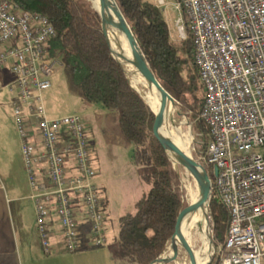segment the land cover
<instances>
[{
    "label": "built area",
    "instance_id": "built-area-1",
    "mask_svg": "<svg viewBox=\"0 0 264 264\" xmlns=\"http://www.w3.org/2000/svg\"><path fill=\"white\" fill-rule=\"evenodd\" d=\"M172 7L182 14L179 39L188 24L204 90L199 119L208 132L198 161L217 169L211 190L229 214L224 248L215 253L219 264H264V0H176ZM55 35L44 15L0 0V69L12 75L13 123L47 255L107 242L92 134L79 114L47 117L43 94L62 64L47 49Z\"/></svg>",
    "mask_w": 264,
    "mask_h": 264
},
{
    "label": "trees",
    "instance_id": "trees-1",
    "mask_svg": "<svg viewBox=\"0 0 264 264\" xmlns=\"http://www.w3.org/2000/svg\"><path fill=\"white\" fill-rule=\"evenodd\" d=\"M22 11L47 17L56 35L47 46L68 70L72 84L83 98L118 114V124L131 144V163L150 170L141 179L149 190L134 205V211L118 218L117 248L135 264H150L163 255L174 234L179 205L176 174L159 143L152 136L143 114V102L130 86L122 68L98 45L94 34L96 11L87 0H12ZM148 66L161 87L182 111L189 112L193 133L204 145L208 129L199 119L204 90L193 63L188 24L185 38L173 41L162 10L151 0H115ZM209 171L211 166H205ZM208 216L215 247L224 248L229 214L214 190L208 202ZM214 255L209 264H219Z\"/></svg>",
    "mask_w": 264,
    "mask_h": 264
},
{
    "label": "rangeland",
    "instance_id": "rangeland-1",
    "mask_svg": "<svg viewBox=\"0 0 264 264\" xmlns=\"http://www.w3.org/2000/svg\"><path fill=\"white\" fill-rule=\"evenodd\" d=\"M151 1L155 3V0ZM165 2L167 7L164 10L160 9L165 17L172 40L177 41L179 40V34L177 32L176 23L182 18V14L172 7L176 0H165ZM183 21L184 26L186 20ZM50 80L51 87L43 94L47 117L59 118L71 114H79L83 117L92 134L93 166L97 172L95 182L99 187L104 188L101 195L102 198L106 200L107 214L110 210V218L112 221H115L117 216L134 211V202L137 198L142 196V184L138 175L141 172H149L150 169L145 166H136L131 163L132 147L131 144L125 140L120 130L117 112L115 110H108L101 105L87 102L83 98L80 89L72 84L69 72L62 64L56 69ZM172 103L174 105V111L171 118V125L178 130V135L183 138H191L189 151L192 157L198 160L203 153V150L200 149V145H202L204 140H202L201 135L193 133L192 125L189 120V112L182 111L179 105L175 104L173 100ZM25 178L26 181H28L26 171ZM20 205L25 209L24 213L26 219L31 221V200L20 201ZM206 209L208 214V206ZM207 226L209 229V236L212 239L213 232L211 230L210 218L207 219ZM116 237L117 234L115 232L114 238L110 237L107 243L110 263L135 264L120 255L116 244ZM206 242L209 248V257L211 256L213 258L214 255H217L215 252L218 251L217 249L219 247L221 248V246L215 247L212 243V246L209 247L208 240H206ZM200 245L201 243L197 244L198 247ZM173 264H189L187 255L182 252L178 260Z\"/></svg>",
    "mask_w": 264,
    "mask_h": 264
},
{
    "label": "crops",
    "instance_id": "crops-1",
    "mask_svg": "<svg viewBox=\"0 0 264 264\" xmlns=\"http://www.w3.org/2000/svg\"><path fill=\"white\" fill-rule=\"evenodd\" d=\"M11 82L10 72L0 69V264H111L107 243L110 237L114 238L115 232L118 233L120 216L112 221L110 210L105 213L107 242L103 246L76 253H67L57 247L48 255L41 250L33 218V203L31 201V221L26 219L25 209L20 205V201L30 200V188L25 178L20 140L13 123L14 96L8 91ZM143 174L138 175L142 196L149 190L141 179Z\"/></svg>",
    "mask_w": 264,
    "mask_h": 264
},
{
    "label": "bare ground",
    "instance_id": "bare-ground-1",
    "mask_svg": "<svg viewBox=\"0 0 264 264\" xmlns=\"http://www.w3.org/2000/svg\"><path fill=\"white\" fill-rule=\"evenodd\" d=\"M89 2H92V4L94 2L97 8L106 5L105 0H89ZM120 21L119 11L117 9L112 10L103 21V35L119 52L133 56L136 51L131 39L121 28ZM125 70L132 87L140 95H143L149 85L147 75L142 70L128 66ZM173 111L174 105L171 99L157 91L151 108L153 121L175 148L186 157L193 159L189 151L191 138H183L178 135V130L171 125ZM182 171L184 180L182 191L186 195L187 201L182 208L180 229L183 238L195 250L197 260L200 264H204L209 257V248L206 242L207 219L205 217L207 211L206 175L189 165L182 168ZM180 241V237L175 236L173 245L177 246ZM198 243H201L199 247L197 246Z\"/></svg>",
    "mask_w": 264,
    "mask_h": 264
},
{
    "label": "water",
    "instance_id": "water-1",
    "mask_svg": "<svg viewBox=\"0 0 264 264\" xmlns=\"http://www.w3.org/2000/svg\"><path fill=\"white\" fill-rule=\"evenodd\" d=\"M89 1V0H87ZM106 5L104 7L97 8L95 6V1L90 2L91 7L96 11V18L94 23V34L96 41L100 48L105 52V54L115 61L124 71L127 79L128 76L126 74L125 68L131 67L137 70H142L148 77L149 85L144 92L143 95H140L130 84V86L139 94L142 102H143V114L144 119L146 122V125L148 127V130L152 134V136L156 139V141L159 143L160 147L163 149L167 160L176 174L177 181L179 184V205L176 211L175 215V221H174V234L171 237V240L169 242V245L167 246V249L163 255L152 261L150 264H173L178 260L179 255L184 252L189 260V264H200V262L197 260V256L195 254V250L193 247L186 242V240L183 238L181 229H180V220H181V213L182 208L184 204L187 201L186 195L182 191L183 187V171L182 168L186 166H192L198 171L203 172L206 175V184H205V190L207 194V206L210 199V193H211V179L213 176H216L217 169L214 167L212 171H209L203 164H201L198 160L195 158L190 159L186 157L183 153H181L173 144L167 139L163 133L158 129L155 122L152 118L151 108H152V102L153 99L157 93V91H160L163 95L166 97H169L172 101V98L168 95V93L161 87L157 79L155 78L153 72L151 71L150 67L148 66L147 62L145 61V58L143 57L137 42L135 41L131 30L126 23L125 19L123 18L122 14L120 13L117 4L115 0H105ZM114 9H117L119 11V14L121 16L120 26L125 31L126 35L131 39L133 43V47L136 51V54L133 56L125 55L121 52H119L103 35V21L105 17L110 14V12ZM138 57V58H137ZM129 81V79H128ZM206 219L209 218L207 211L205 214ZM175 236L180 237L181 241L177 246L173 245V239ZM207 240L209 242V247L212 246V239L209 236V229L207 226ZM212 260V257L210 256L209 259L204 264H209Z\"/></svg>",
    "mask_w": 264,
    "mask_h": 264
}]
</instances>
